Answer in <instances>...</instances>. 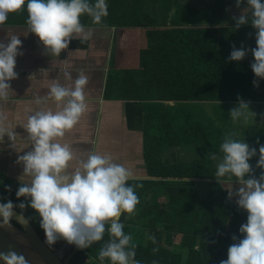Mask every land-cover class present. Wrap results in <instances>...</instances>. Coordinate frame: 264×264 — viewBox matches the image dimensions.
Wrapping results in <instances>:
<instances>
[{"label":"trees","instance_id":"trees-1","mask_svg":"<svg viewBox=\"0 0 264 264\" xmlns=\"http://www.w3.org/2000/svg\"><path fill=\"white\" fill-rule=\"evenodd\" d=\"M228 2L106 0L108 16L100 24L93 23L87 15L81 16L86 28L114 29L115 38L124 34H134L140 39L150 37L151 50L162 48L163 56H150L159 61L153 73L156 81L147 80L157 84V89L131 90L132 100L147 103L140 114L145 119L144 157L148 175L144 180L128 181L131 185H142L135 189L140 203L131 219L125 214L120 220L125 225V233L133 235V242L137 244L135 259L140 264H153V261L156 264H220L227 259L229 246L243 239L239 228L246 223L247 212L237 206L239 197L228 199L226 185L214 178L217 168L211 154H222L219 146L224 135L234 132V139L245 140L257 149V155L249 163L258 178L261 169L255 165L259 147L264 145V125L247 128L240 135L233 130L223 131L204 117L203 109L198 106L199 103L238 104L239 100L264 103V79L256 78L251 70L247 60V56L253 57L251 52L239 62L229 60L233 46L237 49L256 46V30L250 28V11L245 15L249 24L236 28L235 20L228 16V5H231ZM240 5L247 7L246 2ZM26 21L25 8L10 13L5 24L27 25ZM254 80L258 87H254ZM166 101H173L175 106H164L162 103ZM129 107L135 109L134 105ZM171 148L189 149L197 158L187 162L162 159L161 152ZM198 182L211 183L205 195L197 188ZM7 187L11 190H6ZM18 187L0 184V203L11 200L14 205L21 202L27 205L30 198L16 197ZM240 187L233 181V192ZM14 209L21 212L18 207ZM23 212L34 225L35 211L26 207ZM40 235L45 240L44 233ZM149 236L155 237V244ZM108 239L106 231L101 241L77 253L71 264H84L88 256L95 259V264H101L98 252ZM153 248L159 251L154 254ZM103 264L110 261L105 259Z\"/></svg>","mask_w":264,"mask_h":264},{"label":"clouds","instance_id":"clouds-1","mask_svg":"<svg viewBox=\"0 0 264 264\" xmlns=\"http://www.w3.org/2000/svg\"><path fill=\"white\" fill-rule=\"evenodd\" d=\"M242 2H246V10L251 12L250 25L256 30V46L252 49L233 46L229 60L239 62L250 51L254 58L251 70L256 78L264 79V0H236V6ZM25 8L28 31L24 35L27 36L28 32L34 34L43 45L45 54L57 57L68 48L71 40L77 37L87 39L90 35L81 23V16L91 17L96 24L108 16L106 0H0V26L5 25L10 13ZM233 19L236 28L249 24L245 15ZM21 45L18 35L11 31L7 33V43L0 42V104L9 102L14 95L9 82L18 77L14 69L16 57L23 55L19 51ZM64 77L68 83H52L47 94L60 110L41 108L27 118L26 132L31 151L18 157L23 172L18 177L20 186L16 197L30 198V203L14 205L11 200L0 203V228L10 229L14 216L27 227L29 218L25 217L23 210L28 207L39 216V226L49 248L58 240H64L77 249H88L101 241L107 231L109 239L98 252L101 264L105 259L110 264H140L135 259L137 244L131 233H125L120 218L126 214L131 219L136 214L140 200L135 189L142 185L129 184L133 172L113 162L111 156L93 151L77 156L69 145L59 142L86 110L85 89L90 79L83 70L75 80L69 72H65ZM253 85L258 87L257 80ZM249 115L254 113L243 100H239L229 112L233 121L242 117L246 120ZM6 120L7 117L0 115V141L5 136L9 140L16 136L14 128L6 125ZM234 137V132L224 135L219 146L222 160L214 178L226 185L228 199L239 197L236 204L247 212V221L239 228L243 239L229 246L227 259L221 260L220 264H264V145L258 150L255 167L261 169V174L257 178L249 163L257 155V149ZM211 158L215 160L217 157L211 154ZM72 162L77 166L70 167ZM233 181L242 185L235 192L232 191ZM6 190L11 189L7 187ZM17 207L21 210L18 215L14 212ZM148 239L156 243L154 236ZM232 239L236 241L237 238L233 236ZM152 251L155 254L159 249L153 248ZM0 261L3 264H29L23 254L14 250L0 252Z\"/></svg>","mask_w":264,"mask_h":264},{"label":"crops","instance_id":"crops-1","mask_svg":"<svg viewBox=\"0 0 264 264\" xmlns=\"http://www.w3.org/2000/svg\"><path fill=\"white\" fill-rule=\"evenodd\" d=\"M246 11L249 13V10ZM86 29L90 33L87 39L77 37L71 40L68 48L57 57L45 54L43 45L34 34L28 32L27 36L24 35L28 31L27 25L0 26V42L6 44L7 33L11 31L22 41L19 51L23 53L16 57L14 71L18 77L9 82L14 95L9 102L0 104V115L7 117L6 125L12 126L16 133L14 139L9 140L5 136L0 141V184L20 186L18 177L23 172V164L18 163V157L31 151L26 132L28 116L41 108L60 110L47 98L50 86L56 81L68 83L65 72H69L75 80L81 70L90 77L85 89L86 110L74 128L59 142L69 145L77 156L89 151L111 156L113 162L133 172L131 180L147 178L143 131L145 119L140 114V111H145L147 103L132 100L131 90L157 89V84L147 83V80L154 78L156 81L154 69L159 61L150 56H163L162 48L151 50L150 37L140 39L135 38L134 34H124L115 38L114 29ZM83 42H87V45ZM253 59L247 56L250 64ZM162 104L175 106L173 101ZM200 104H208L213 109L218 106L212 103H199L198 106H202ZM248 104L264 108V103ZM129 105H134L135 109L131 110ZM261 124H254V129L261 127ZM178 150L184 149H167L161 152V157L172 162L180 161ZM76 166L75 162L70 164L72 168Z\"/></svg>","mask_w":264,"mask_h":264},{"label":"rangeland","instance_id":"rangeland-1","mask_svg":"<svg viewBox=\"0 0 264 264\" xmlns=\"http://www.w3.org/2000/svg\"><path fill=\"white\" fill-rule=\"evenodd\" d=\"M230 2H228V16L230 18L233 17H239V15H246L248 14V12L246 11L245 8H241V7H237L236 6V0H229ZM172 15V13H171ZM202 105V104H200ZM237 104H228V105H218L216 108H211L208 104L202 105L200 106L202 109L203 107L205 108V110L203 111V115H205V117L210 118L215 125H217L221 130H233L236 131L239 135L245 130V129H253L254 128V124L257 123H262V125H264V108L260 107V106H254L252 104H248L249 106V110L254 113V115H249L248 118L245 120L243 117L237 121H233L230 116H229V112L232 108L236 107ZM226 107V109H225ZM225 109V110H224ZM264 128V127H263ZM164 150V149H163ZM181 150V149H180ZM179 152L177 153V157L178 160L182 161V162H187L190 161L192 158H197V155L195 152L193 151H189V150H181V151H176ZM222 153V152H219ZM216 155V159L214 160V166H218V164L221 162L222 160V155L223 154H215ZM226 179V178H225ZM197 184V188L199 189L200 192H202L203 195H205L208 192V188H210L211 183H203V182H198ZM38 232L40 234H43L41 231V228L37 227ZM146 235L148 234V231H145ZM43 238V237H42ZM45 238V237H44ZM45 241V240H44Z\"/></svg>","mask_w":264,"mask_h":264},{"label":"water","instance_id":"water-1","mask_svg":"<svg viewBox=\"0 0 264 264\" xmlns=\"http://www.w3.org/2000/svg\"><path fill=\"white\" fill-rule=\"evenodd\" d=\"M18 215L19 212L14 209ZM13 233L0 228V252L14 250L23 254L29 264H64L49 249L37 229L29 222L28 226H22L15 216L10 221ZM15 223L16 225H14ZM3 264V261H0Z\"/></svg>","mask_w":264,"mask_h":264},{"label":"built area","instance_id":"built-area-1","mask_svg":"<svg viewBox=\"0 0 264 264\" xmlns=\"http://www.w3.org/2000/svg\"><path fill=\"white\" fill-rule=\"evenodd\" d=\"M39 216L37 215L35 224L33 225L35 228L39 226ZM64 264H71L75 262V255L80 251L84 252L83 249H77L74 245H69L64 240H58L54 245L49 248ZM84 256H87L84 253ZM96 261L94 258L88 256L86 260H84V264H95Z\"/></svg>","mask_w":264,"mask_h":264},{"label":"bare ground","instance_id":"bare-ground-1","mask_svg":"<svg viewBox=\"0 0 264 264\" xmlns=\"http://www.w3.org/2000/svg\"><path fill=\"white\" fill-rule=\"evenodd\" d=\"M4 230H6L7 232L13 233L14 231L10 228H3Z\"/></svg>","mask_w":264,"mask_h":264}]
</instances>
